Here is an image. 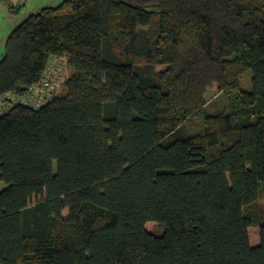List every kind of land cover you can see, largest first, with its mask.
I'll list each match as a JSON object with an SVG mask.
<instances>
[{
	"label": "trees",
	"instance_id": "trees-1",
	"mask_svg": "<svg viewBox=\"0 0 264 264\" xmlns=\"http://www.w3.org/2000/svg\"><path fill=\"white\" fill-rule=\"evenodd\" d=\"M51 57L63 92L0 115V264H264V0H62L0 94Z\"/></svg>",
	"mask_w": 264,
	"mask_h": 264
},
{
	"label": "rangeland",
	"instance_id": "rangeland-1",
	"mask_svg": "<svg viewBox=\"0 0 264 264\" xmlns=\"http://www.w3.org/2000/svg\"><path fill=\"white\" fill-rule=\"evenodd\" d=\"M62 0H0V60L5 51V41L11 30L19 24L28 14L36 13L43 7L56 6ZM70 68L67 67L65 79L70 75ZM250 70H247L240 77V86L242 88H250ZM63 92L61 85L58 93ZM207 94L208 107L214 103L216 97L214 91ZM215 107H213V110ZM212 112V109H208ZM5 187V183L0 181V191ZM251 243L255 244L257 238L254 232L250 235Z\"/></svg>",
	"mask_w": 264,
	"mask_h": 264
},
{
	"label": "built area",
	"instance_id": "built-area-1",
	"mask_svg": "<svg viewBox=\"0 0 264 264\" xmlns=\"http://www.w3.org/2000/svg\"><path fill=\"white\" fill-rule=\"evenodd\" d=\"M67 67L65 57H51L42 80L40 83L31 86L27 93L23 95L12 92L0 94V115L14 104H21L33 109L45 105L57 95L65 80Z\"/></svg>",
	"mask_w": 264,
	"mask_h": 264
}]
</instances>
